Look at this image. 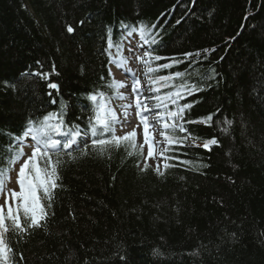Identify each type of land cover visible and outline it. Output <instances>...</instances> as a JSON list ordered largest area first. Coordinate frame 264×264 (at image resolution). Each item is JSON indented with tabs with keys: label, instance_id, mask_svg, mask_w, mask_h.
I'll list each match as a JSON object with an SVG mask.
<instances>
[{
	"label": "trees",
	"instance_id": "obj_1",
	"mask_svg": "<svg viewBox=\"0 0 264 264\" xmlns=\"http://www.w3.org/2000/svg\"><path fill=\"white\" fill-rule=\"evenodd\" d=\"M121 22L160 31L157 54L168 59L153 67L216 49L201 63L152 75L190 73L174 83L203 88L187 98L199 101L191 116L216 113L211 128L190 127L201 137L217 136L222 146L188 151L182 159L210 167L172 168L166 179L151 168L140 174L138 158L124 148L110 160L78 157L63 167L64 190L56 193L47 231L19 243L9 233V242L26 264H264V0H0V168L8 167L7 134L20 135L29 118L57 110L63 98L72 106L66 121L83 126L86 94L100 89L113 96L100 80L108 79L105 28L116 26V38ZM53 63L60 93L49 97L47 81L31 73L50 72ZM213 69L215 79H208ZM224 117L234 120L229 135L217 127Z\"/></svg>",
	"mask_w": 264,
	"mask_h": 264
},
{
	"label": "snow or ice",
	"instance_id": "obj_2",
	"mask_svg": "<svg viewBox=\"0 0 264 264\" xmlns=\"http://www.w3.org/2000/svg\"><path fill=\"white\" fill-rule=\"evenodd\" d=\"M78 24L83 26L85 20H80ZM66 32L74 34L76 27L66 23ZM162 39L160 31L156 30L154 24L149 26L143 22L138 24L121 22V31L115 39L113 30L108 28L104 50L108 57V79L101 76L100 80L103 87L112 91L113 96H107L100 89L86 94L85 99L89 101V106L87 109L83 105L80 106L81 113L85 111L88 113L84 116L83 126L75 120L66 121L65 118L72 106L61 98L57 110L48 112L38 119L29 118L20 135L7 134L9 143L6 150L9 155L3 158V162L8 167L0 168V197L4 201L0 203V264H26L24 253L14 249L7 236L9 233L16 234L19 243L26 242L36 230L47 231V225L55 215L52 206L56 193L64 190L63 167L66 163L75 162L78 157L98 155L110 160L114 150L124 148L128 157L138 158L134 164L140 174L147 173L151 168L153 174L161 179H166L168 170L172 168L184 166L186 170L199 171L210 167L207 163L182 159V156L187 155L192 149L202 147L211 152L213 147L222 146L217 136L204 138L195 128L190 127L213 126L216 113L195 118L191 116L192 109L199 101L188 102L187 98L195 96L203 91V88L186 80L179 84L174 83L178 78L183 79L190 75L187 70L171 72L168 75L152 74L185 62L191 67L194 62L201 63L207 60L216 49L205 48L195 53H184L183 60L172 58L170 62L159 63L153 67L154 62L168 59L157 54L162 46ZM193 56L196 58L195 61L192 60ZM132 60L146 68L144 74L148 77L147 85L142 86L136 70L130 67ZM39 63L38 61L37 64ZM112 65L132 81L130 86L125 81L115 79ZM31 75L47 81L49 97L53 96V90L59 96L60 84L52 80L53 75L59 76L55 63L52 64L50 72L36 71ZM215 75L213 69L207 78L214 80ZM128 87L129 94L135 97L137 110L135 115L139 118V124L143 125V144L139 148L136 144L135 128L124 135L116 134L117 125L123 128L130 122L129 109L133 105L131 103L121 105L122 112L117 113L110 103L112 98L126 100L127 96L120 90ZM161 88L171 90L160 94ZM182 100L185 102L181 103ZM152 101L155 103L150 107ZM50 102L57 104L56 99ZM139 124L136 127H139ZM158 125H162L159 135L166 143V147L155 151L160 142L155 140L153 132ZM233 125L234 120L227 117L223 118L222 123L217 120L218 130L223 135H229ZM29 140L31 143H28ZM201 140L203 144L200 143ZM145 145L148 149L146 156L143 151ZM25 148H30V154L25 152ZM225 154L230 156L231 152ZM64 156L68 159L64 160L62 158ZM149 160L154 167L148 163ZM17 162H20L17 172L19 190L8 187L11 181L9 173ZM112 179L115 180V176ZM180 179L183 180L184 177ZM176 211L179 214V208ZM231 235L235 237V233ZM120 259L123 261L125 257L121 255Z\"/></svg>",
	"mask_w": 264,
	"mask_h": 264
},
{
	"label": "rangeland",
	"instance_id": "obj_3",
	"mask_svg": "<svg viewBox=\"0 0 264 264\" xmlns=\"http://www.w3.org/2000/svg\"><path fill=\"white\" fill-rule=\"evenodd\" d=\"M125 55H127V51H125ZM130 67H132L134 70H136L137 75L139 77V79L141 80V84L142 86L147 85L146 79L144 78V66L142 64H138L135 62V60L131 61ZM112 72L114 73V77L116 80L119 81H125L129 86L131 85L132 81L121 71H119L116 67H112ZM121 92H123L126 96L127 99L126 100H120L118 99V103L114 102V108L117 111V113H121L122 109H121V105L124 104H129L131 103L133 105V107L131 109H129L130 112V116H129V123H127L123 128H121L119 125H117V131L119 133L121 132H127V131H132L134 128L137 132V136L139 137V139H142V143H143V125L139 124V118L135 115L136 113V109H135V97L133 95H130V87L128 88H124L120 90ZM145 95H148V93H145ZM153 102H151L150 107L152 106ZM150 121H151V117H150ZM137 124H139V127H136ZM150 131H152L150 129ZM153 135L155 137L156 141L162 142V139L159 138V125L157 126L156 130L153 132ZM145 150L147 151V145L144 146ZM157 149H160V143L156 146L155 151H157ZM29 148H25V151H27L28 153ZM17 172H18V168L16 167L14 172L11 175V181L8 185L9 188H15L16 190H19L18 185H17ZM3 198L1 200L0 203H3Z\"/></svg>",
	"mask_w": 264,
	"mask_h": 264
},
{
	"label": "bare ground",
	"instance_id": "obj_4",
	"mask_svg": "<svg viewBox=\"0 0 264 264\" xmlns=\"http://www.w3.org/2000/svg\"><path fill=\"white\" fill-rule=\"evenodd\" d=\"M113 27L115 28L116 26H114V25H113V26H106L105 31H107L108 28H111V29H112ZM105 34H106V33H105ZM113 37H114V39H115V36H113Z\"/></svg>",
	"mask_w": 264,
	"mask_h": 264
}]
</instances>
